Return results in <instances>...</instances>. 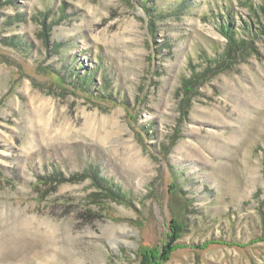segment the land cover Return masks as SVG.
<instances>
[{"label": "rangeland", "instance_id": "1", "mask_svg": "<svg viewBox=\"0 0 264 264\" xmlns=\"http://www.w3.org/2000/svg\"><path fill=\"white\" fill-rule=\"evenodd\" d=\"M245 1L0 0V264H264V35L182 89Z\"/></svg>", "mask_w": 264, "mask_h": 264}, {"label": "trees", "instance_id": "2", "mask_svg": "<svg viewBox=\"0 0 264 264\" xmlns=\"http://www.w3.org/2000/svg\"><path fill=\"white\" fill-rule=\"evenodd\" d=\"M244 6L247 8L250 14V19L254 21L255 25L252 26V23H243L241 27L242 34H239L233 24L232 27H229L225 23L220 24L217 30H219L221 35L225 37V46L221 52L214 49L211 56H207L204 51L200 54L203 69L197 71L196 66L189 65L190 78L187 80L183 79L182 84V89L185 94H193V89L199 85L200 82L205 81L206 77L210 73H215L216 71H222L225 69L229 70L238 61L250 57L257 51L252 43L255 37L257 38L264 35V26L261 24V20L264 19V1L261 5L254 6L251 2H249V0H246ZM226 16V19L230 20L229 15ZM151 26L154 27V24L152 23ZM198 67H200V65H198ZM108 184L106 181H101L100 184L97 183L96 188L99 191H103L106 198L112 200L114 199L112 195L115 188ZM180 233H182V224L179 223L178 220L173 219L171 221V226H169V237H171L170 242L172 243L177 240Z\"/></svg>", "mask_w": 264, "mask_h": 264}, {"label": "bare ground", "instance_id": "3", "mask_svg": "<svg viewBox=\"0 0 264 264\" xmlns=\"http://www.w3.org/2000/svg\"><path fill=\"white\" fill-rule=\"evenodd\" d=\"M46 106H47V103H45L42 107H44L45 109L47 108ZM35 115L39 121L40 134L45 135L50 130L49 129L51 125L50 121L48 117L46 116L45 111L43 109L36 110ZM116 125L117 124L115 123V121H113L112 117H105V116L98 117L95 114H93V115H85V118H84L85 133L90 135L91 137L96 138L101 143H107L110 139L117 136V134L119 133L118 131L120 130L116 129ZM64 128H60V133L55 136L63 135L62 131L65 130ZM136 162L140 163V160L136 159Z\"/></svg>", "mask_w": 264, "mask_h": 264}]
</instances>
